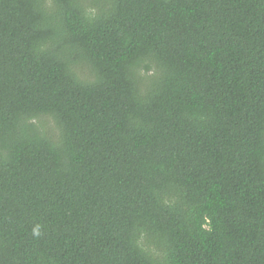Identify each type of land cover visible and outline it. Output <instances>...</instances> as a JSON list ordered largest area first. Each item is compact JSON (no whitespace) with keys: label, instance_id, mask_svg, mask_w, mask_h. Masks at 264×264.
Masks as SVG:
<instances>
[{"label":"trees","instance_id":"obj_1","mask_svg":"<svg viewBox=\"0 0 264 264\" xmlns=\"http://www.w3.org/2000/svg\"><path fill=\"white\" fill-rule=\"evenodd\" d=\"M0 264H264V0H0Z\"/></svg>","mask_w":264,"mask_h":264},{"label":"clouds","instance_id":"obj_2","mask_svg":"<svg viewBox=\"0 0 264 264\" xmlns=\"http://www.w3.org/2000/svg\"><path fill=\"white\" fill-rule=\"evenodd\" d=\"M34 234L39 235V232L37 229H34Z\"/></svg>","mask_w":264,"mask_h":264},{"label":"rangeland","instance_id":"obj_3","mask_svg":"<svg viewBox=\"0 0 264 264\" xmlns=\"http://www.w3.org/2000/svg\"><path fill=\"white\" fill-rule=\"evenodd\" d=\"M49 125L54 128V124L52 122H49Z\"/></svg>","mask_w":264,"mask_h":264}]
</instances>
